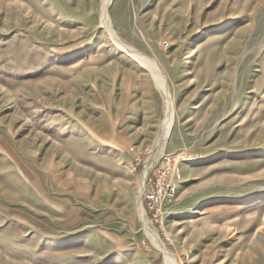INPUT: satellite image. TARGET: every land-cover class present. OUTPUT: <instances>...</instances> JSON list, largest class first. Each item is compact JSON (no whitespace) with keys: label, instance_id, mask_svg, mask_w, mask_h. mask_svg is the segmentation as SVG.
I'll list each match as a JSON object with an SVG mask.
<instances>
[{"label":"rangeland","instance_id":"374dc122","mask_svg":"<svg viewBox=\"0 0 264 264\" xmlns=\"http://www.w3.org/2000/svg\"><path fill=\"white\" fill-rule=\"evenodd\" d=\"M102 2L0 0V264H264V0L111 1L164 147Z\"/></svg>","mask_w":264,"mask_h":264},{"label":"bare ground","instance_id":"6f19581e","mask_svg":"<svg viewBox=\"0 0 264 264\" xmlns=\"http://www.w3.org/2000/svg\"><path fill=\"white\" fill-rule=\"evenodd\" d=\"M112 0H103L102 2V24L106 27L108 32L110 33L111 37L114 39L116 44L121 49L126 50L129 52L135 59H137L142 66H144L152 75V77L155 80V83L157 87L164 93L165 95V115H166V133L162 136L164 140L162 141V146L164 147L165 142L167 140V136L169 132L171 131L173 124H174V117H175V106L173 103V99L170 93L169 85L167 82V78L165 76V73L163 69L161 68L159 62L151 55L145 53L144 51L140 50L139 48L129 44V42H125L114 30L111 22V16L109 13V5ZM153 162V161H152ZM151 162V163H152ZM150 163V160H149ZM147 163V167L145 169V172L143 173V179L145 177V174H147L148 170L151 167ZM143 182V181H142ZM141 182V183H142ZM141 185V184H140ZM141 188V187H140ZM140 208V207H139ZM154 237L158 241L160 247L164 250L165 252V262L167 264H176L175 257L171 250L163 244L161 239L158 237L157 234H154Z\"/></svg>","mask_w":264,"mask_h":264},{"label":"built area","instance_id":"2783aa9c","mask_svg":"<svg viewBox=\"0 0 264 264\" xmlns=\"http://www.w3.org/2000/svg\"><path fill=\"white\" fill-rule=\"evenodd\" d=\"M153 183H155V186ZM153 183H150V187L146 192V197L148 198L147 200H150L147 206L152 210H157L159 209L157 207V203L163 195L162 193L163 188L165 189V192L170 193L173 190H175V184L173 181H166V182L164 180L161 181L160 178H157V181L156 182L153 181Z\"/></svg>","mask_w":264,"mask_h":264}]
</instances>
